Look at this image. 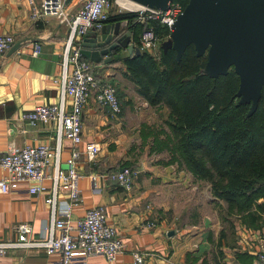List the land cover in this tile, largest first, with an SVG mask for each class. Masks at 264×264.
Listing matches in <instances>:
<instances>
[{
	"label": "crops",
	"instance_id": "0c3cea01",
	"mask_svg": "<svg viewBox=\"0 0 264 264\" xmlns=\"http://www.w3.org/2000/svg\"><path fill=\"white\" fill-rule=\"evenodd\" d=\"M35 2L39 6L41 0ZM80 7V0H69L66 17L72 18ZM121 23L123 34L131 31L129 24ZM69 33V24L63 17H34L29 0H0V34L13 35L14 46L20 45L0 57V155L25 145L57 146L56 123L32 125L21 117L39 105L59 102L63 51ZM34 43L42 46L38 57L32 55ZM128 56L131 55L127 51H120L113 60ZM112 71H119L118 65L96 64L99 77L117 76L109 73ZM132 112L131 103L124 104L122 113L114 117L95 95L83 110V142L78 148L83 152L86 144L98 143L101 152L93 162L86 155L79 161V171L87 175L79 185L83 202L72 209L69 219L75 222L88 210L104 207L108 223L125 243V251L113 263L94 255L75 264H134L135 251L145 255L147 264H254L249 257L256 256L264 241V225L255 229L239 218L231 222L223 211L225 207L218 215L215 206L223 202L213 196L210 186L199 190L198 180L191 173L174 165L166 166L165 159L150 154L142 131L141 140L135 133ZM72 149V143L63 140V168ZM130 166L135 169L134 189L130 193L116 183L101 181L98 187L94 186L89 177ZM5 174L0 169V179ZM51 184L47 182V191L38 196L29 193V183H21L13 193L0 195V243L18 240L20 225L29 226L35 240H39L52 217L51 206L46 202ZM70 201L68 193L59 194L58 218L67 217L60 206ZM148 223L156 226L151 228ZM58 259V255L48 256L42 248H15L0 257V264H51Z\"/></svg>",
	"mask_w": 264,
	"mask_h": 264
},
{
	"label": "built area",
	"instance_id": "2783aa9c",
	"mask_svg": "<svg viewBox=\"0 0 264 264\" xmlns=\"http://www.w3.org/2000/svg\"><path fill=\"white\" fill-rule=\"evenodd\" d=\"M69 0H41L38 6L35 0H29L34 17L60 16L70 27L68 40L63 51V70L60 78V99L54 104L39 105L31 111L24 112L21 120L32 125L37 123H56L58 143L55 148L49 145H25L12 152L0 155V169L6 174L0 179V195H7L18 190L21 183H29L31 195H41L51 191L46 202L51 206L52 217L35 240L33 230L27 225L18 228L16 241L0 243V257L15 248H42L48 256L58 255L59 259L51 264H75L94 255L106 258L109 263L125 251V243L118 230L108 223L104 207L88 210L84 217L73 222L69 219L72 209L83 202L80 181L87 177L78 169L79 161L86 155L90 162L98 159L100 144L88 143L85 150H79L83 142V110L92 95L97 102L110 110L114 117L122 113V105L115 87L105 84L96 72V64L86 59L81 53L82 38L93 29H101L110 18L113 8L112 0H80L81 7L72 18H67L65 8ZM118 2V1H117ZM122 8V7H121ZM186 6L180 1H173L167 10L143 8L129 10L137 13V24L147 25L140 33L141 50H152L158 44V34L151 23H158L170 33ZM128 25L127 21H124ZM171 35V34H170ZM170 38V36H169ZM13 35L0 34V57L15 44ZM33 57H38L42 46L33 45ZM63 140L72 143V152L62 167L61 145ZM94 186L104 183H116L130 193L134 189L135 171L125 167L117 171L100 172L90 175ZM68 193L71 201L63 202L60 211L67 217L58 218V196ZM155 227V223H148ZM134 264H147L145 255L140 251L133 252ZM254 264H264V241L257 250Z\"/></svg>",
	"mask_w": 264,
	"mask_h": 264
},
{
	"label": "trees",
	"instance_id": "16d2710c",
	"mask_svg": "<svg viewBox=\"0 0 264 264\" xmlns=\"http://www.w3.org/2000/svg\"><path fill=\"white\" fill-rule=\"evenodd\" d=\"M113 3L115 0H112ZM187 6L189 0H176ZM137 13L112 15L108 22H128L133 41L147 25L136 23ZM158 35L170 31L151 23ZM207 55L199 57L194 45L180 61L173 49L160 59L147 52L120 58L125 77L135 82L151 107L168 109L169 128L163 150L173 154L195 178L211 186L213 196L225 204L232 222L239 218L250 228L264 225V90L258 109L238 96L240 76L234 69L212 77L206 72ZM120 100V99H119ZM156 137L153 148H156ZM133 171L135 169L130 166ZM228 220V219H227ZM222 237L224 235L222 234ZM255 257L249 259L255 260ZM253 264V262H252Z\"/></svg>",
	"mask_w": 264,
	"mask_h": 264
},
{
	"label": "water",
	"instance_id": "95a60500",
	"mask_svg": "<svg viewBox=\"0 0 264 264\" xmlns=\"http://www.w3.org/2000/svg\"><path fill=\"white\" fill-rule=\"evenodd\" d=\"M130 1L167 10L175 0ZM191 45L199 57L207 55L206 72L212 77L234 66L240 76L238 96L241 102L252 103L251 113L255 112L264 90V0H189L163 48L175 50L180 61ZM120 51L132 57L143 53L133 44L131 31L123 34L121 22H106L81 40L82 55L95 64H111Z\"/></svg>",
	"mask_w": 264,
	"mask_h": 264
},
{
	"label": "rangeland",
	"instance_id": "374dc122",
	"mask_svg": "<svg viewBox=\"0 0 264 264\" xmlns=\"http://www.w3.org/2000/svg\"><path fill=\"white\" fill-rule=\"evenodd\" d=\"M117 1L118 0H115L113 8L110 10V14L117 15L130 12L127 9L121 8ZM129 7H131V4ZM134 7L136 9L141 8L138 5ZM168 40L169 39L158 35L157 46L152 50H142V52H147L152 57L160 59L164 51L163 45ZM118 67L119 71L109 72L110 74L115 73L117 76L114 75L106 77L104 76L105 74H103L100 78L105 84L109 83L115 87L122 105H129V103H131L133 109L132 115L135 116L131 118V121L132 123H134L135 133L139 137V140H141L140 135L142 131L145 148L148 147L149 152L150 154H152V156L156 155L158 159H165L167 161L164 163L166 166L174 165L175 167H179L180 169H185V167L181 163L176 161L177 159L173 157L172 153L167 150H163L164 147L160 142L165 140L166 134L169 131V128L165 125V120L168 115V109L164 106H149V104L140 95L138 85L132 80L125 77L124 73L126 72V67L123 64H118ZM231 69H234V66L231 67ZM154 137H156L157 140L156 148H153ZM198 184V189L201 191H205L207 187L210 186L208 183L200 180H198ZM209 188L211 189V186ZM215 207L218 215H220L221 211L224 209L223 207H225V204L217 203ZM223 211L226 212L225 209Z\"/></svg>",
	"mask_w": 264,
	"mask_h": 264
},
{
	"label": "bare ground",
	"instance_id": "6f19581e",
	"mask_svg": "<svg viewBox=\"0 0 264 264\" xmlns=\"http://www.w3.org/2000/svg\"><path fill=\"white\" fill-rule=\"evenodd\" d=\"M118 3L120 5V7H122L123 9H127V10H133V11H136V10H141L144 8V6H141L133 1H130V0H118ZM131 4V7H129ZM140 6L141 8L139 9H136L134 6Z\"/></svg>",
	"mask_w": 264,
	"mask_h": 264
}]
</instances>
